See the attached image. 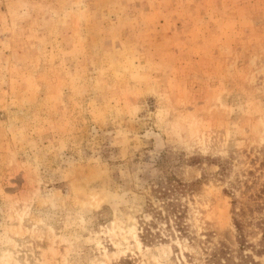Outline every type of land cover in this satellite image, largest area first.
I'll list each match as a JSON object with an SVG mask.
<instances>
[{
	"label": "rangeland",
	"instance_id": "374dc122",
	"mask_svg": "<svg viewBox=\"0 0 264 264\" xmlns=\"http://www.w3.org/2000/svg\"><path fill=\"white\" fill-rule=\"evenodd\" d=\"M236 213L264 264V0H0V264H208Z\"/></svg>",
	"mask_w": 264,
	"mask_h": 264
},
{
	"label": "trees",
	"instance_id": "16d2710c",
	"mask_svg": "<svg viewBox=\"0 0 264 264\" xmlns=\"http://www.w3.org/2000/svg\"><path fill=\"white\" fill-rule=\"evenodd\" d=\"M223 166V165H221ZM225 174V167H222L219 174L217 176L224 177ZM197 184L193 183L190 185H170L166 188H161L157 191L161 198H166L168 194L170 196H175V194H179V187H182L181 192L186 194L188 192H192L195 189ZM180 192V193H181ZM163 207L165 209L166 215H163L162 211L156 212V217L159 218L161 221L165 222L166 230L169 231L171 236L181 239H188L189 243L195 244L196 241L199 239L192 233L190 230L189 225L186 223L187 218V207H183L179 204L178 199H173L171 202L164 203ZM239 218V215L236 213L235 217V226L237 230V240L240 245L239 250L236 251L232 249L229 245L220 241L218 243H214L212 249H206V256H207V263L208 264H258L254 261V259L246 255L248 249L255 250L254 245L248 239V233L245 229L244 223ZM154 226L149 225L148 227ZM147 235L152 237L151 239L157 237L158 235H152L149 230H147ZM215 234L213 232L205 233L206 240L212 243L213 237ZM162 239V238H161ZM261 247L264 251V237L261 242ZM257 253V251H256ZM262 254V253H257Z\"/></svg>",
	"mask_w": 264,
	"mask_h": 264
}]
</instances>
